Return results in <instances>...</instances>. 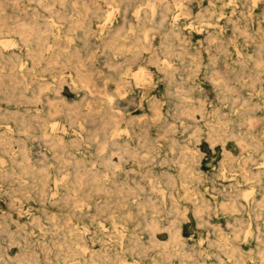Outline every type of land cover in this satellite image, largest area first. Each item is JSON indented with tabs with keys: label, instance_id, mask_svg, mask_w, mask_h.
Masks as SVG:
<instances>
[{
	"label": "rangeland",
	"instance_id": "obj_1",
	"mask_svg": "<svg viewBox=\"0 0 264 264\" xmlns=\"http://www.w3.org/2000/svg\"><path fill=\"white\" fill-rule=\"evenodd\" d=\"M22 1L23 11L12 6L6 7L7 12L12 17L10 22H12L13 27L22 24L20 21L23 23H30L36 17H38L39 20L41 19L40 21L56 20L57 23H55V26L60 29L59 32L62 37L58 39L55 38L51 32H47L48 47L41 49L36 43L27 46L21 39L19 33L12 32L3 35V40L10 42V46L8 49H5V52L19 51L20 56H11L6 59V62H0V71L2 73L6 72L12 68V63H14L15 65H13V68H15L16 72L18 71L19 74L21 72V64H23L28 70H39V74H41L40 79L46 82V86L41 93H39L38 84L34 82L29 83L27 87L22 86L16 89L12 86L13 83H8L7 90L13 96L7 99L0 94V113H6L9 117L12 116L9 122L16 130V137H18L17 124L21 125V120L23 121V119L27 122V127L30 132L38 137L29 138L25 134H21L20 136L23 141L21 143L14 142L11 145V154L16 153L15 157L21 160L20 149L22 145H25L29 149L30 163L33 164L34 168L39 169L42 165L48 168L49 173L52 175V180H50L46 188L51 198H58L60 192L62 194L64 191L56 188L54 180L70 177L73 169H61V160L55 157L56 155L58 156V153L54 154L42 138L43 132L40 124V122L43 123L46 120L48 125L51 122H56L58 128L56 132L64 136L67 150L69 151V158L73 156L84 158L88 165L91 161H95L96 166L94 167L98 168L96 171L97 174H103L109 171L112 175V179L116 180L118 184L127 182L129 186L135 188L134 194L129 196L124 203H119L120 200H118L116 204L97 205L98 203L104 202L106 197L102 194L95 195L92 198L91 205H83L84 212H87V214L81 217V213H74V205L66 203L54 204L49 201H46L44 204L34 193H32V198L23 196V188L19 185L21 182L25 184L31 183V178L24 174V171H22L18 164L13 163L9 154L0 153L6 165L10 166V170L17 173L18 178L24 176L23 179H17L16 176L3 183L9 190H16L12 198L9 194H0V222L2 224L7 223L8 229L14 232L21 231L22 236L24 234L22 230L28 232L26 240L23 239L24 237L21 238L19 236L23 242V249L36 251L39 264H96L90 259L89 252L86 254L85 259L84 257L71 256L64 261L60 256L61 254L58 253V250L53 247L54 243L63 240V235L57 233V227L52 225V220L46 219L47 215H55L59 220H62V218L67 215L74 216L75 214L73 220L77 223V229L81 231L88 230V232L83 236L68 234V239L66 241H68L73 248H78L76 244L84 241L88 244L90 249L98 252L102 251L103 242L106 241L111 249V255L115 256L114 248H118L119 250L122 248V245H120V237L113 234L103 235L104 232H114V227L109 218L110 212L115 211L118 215H125L128 211H131L133 212L132 220L124 219L122 222L126 225L125 227L127 230L136 233L139 242L145 245L146 248L145 251L140 250V252L134 253L133 255L129 252H125L130 262H134V259H139L140 264H155L156 261L162 260H164L163 264H180V259L178 257L172 259L164 257L163 259V255H161L164 246L172 243L170 227L171 222L175 220L178 222L177 227L180 228L179 242L182 244L173 248L176 249L181 247L183 248V252L191 254V257H188L186 260L188 264H234V259L227 255L228 249L223 246L224 244L238 246L244 255L246 264H264L260 257V255L264 254L263 251L260 252L261 249H264V245L260 244L255 236H245L243 233L238 237L235 235L236 226H238L239 229L247 230L249 222L252 223L251 227L254 231L259 227L264 233V206L257 205L263 199L264 193V156L261 155V151L243 152L235 139H227L226 136L224 137L226 140L224 146L221 142L212 146L211 142L208 140L206 132L208 130V125L205 122L209 118L213 119V116L219 113L225 119L230 120L228 128H226L229 133L234 132L249 136L248 133L251 132L259 136L264 146V136L262 135L264 130V95L259 96L258 92L250 91L247 86H243L240 87L236 93H233L229 99H224V94L213 80V77L217 75H222L226 78L234 77V68L237 67L236 61L238 59L235 49L236 45L246 53H254L257 48L253 43L246 42L243 38L236 40V43L230 42V40L235 38V33L232 23L228 22L227 19L231 16L241 17L242 11L244 10L242 3H247V1L235 0L241 3V6L234 11L233 7L235 6V2L230 0H181L182 2L180 3L182 6H180V3L176 4V0H163L165 3L168 2L171 4V9L167 12L166 17L162 19L160 15H156L153 19L154 21L148 22L145 26L151 35L150 50L140 48L142 41L136 40V36H142L140 28L135 27V33H133L131 26L136 23V10L140 9V7L145 8L149 1L151 2L154 0H115L116 2L112 0H76L79 3L78 11L83 9L82 5L85 3L91 8L100 6L104 12H100L102 17L98 20L92 16L93 10H91L89 17L92 21V33L86 37L82 29L74 30L70 33V37L73 38L72 41H68L66 37L67 32H64L67 28L66 23L58 22L57 16H52L51 13L47 9L42 8L36 0ZM50 1L64 14L73 16L71 19L77 18V11L74 9L71 0H67L68 3L65 6L61 5L59 0ZM13 2L14 0H11V3ZM188 8L190 10H188ZM108 10L111 12L113 11L110 19L111 21L109 20L111 23L113 22V24L108 21L105 24L106 28H103V23H105L103 22V18L106 15L105 12ZM221 13L223 14L220 16ZM217 18H220V25H223L225 28L224 35L228 43L226 47H217V43L210 45L207 38L209 32L213 30V26H207L206 22L216 21ZM203 20L205 22H203ZM115 21L116 23H114ZM242 22L245 23L244 18ZM114 27L122 29L121 35L114 43L116 46H120L119 49H110L108 47L109 42L106 43L104 41V37H107V34L104 32ZM102 29L103 32H101ZM163 33L167 36L169 35L168 40L165 41V46L162 45ZM179 38H184L185 40H179ZM30 47L35 48L36 51L41 49V52L46 57L60 49L72 55V63L71 61L67 63L64 57L60 55L58 59L65 61L67 66H49L46 61L42 62L40 65H36V59L28 56L27 51ZM121 51L124 53H120ZM132 51L141 52V56L135 61L133 60ZM76 52L82 57V63L85 64V66L82 67L84 70H89L91 68L96 70L93 83L98 84V90L107 92L111 95L112 99L114 98L111 102L113 108L108 106L109 104L107 103L104 104L103 107H109L111 108L109 109L110 112L119 114L125 118V120H121L118 125L122 130L130 127L134 131L132 137H129L126 132H121L123 134L117 136V140L121 142L127 141L132 145L138 146V143L141 141L138 136L139 133H141V130L147 129L149 137L151 136V141L158 147L153 153L154 158L152 157L153 155L147 156L145 160L148 163L145 166L140 167L136 160L129 156L124 155V157L121 158V156L116 154L120 153L119 151L113 154V166L108 171L103 165L99 164L101 161L100 154L104 157L109 156L110 152L107 150L101 153L98 150V142L107 139V141L111 143L115 137L113 138V129L109 124L105 130V137L103 135L99 137H89V133L94 131L98 121H90L84 113L88 112L90 109L89 103L93 100L95 101L99 94L90 93L88 89L77 81L75 64H73V62L76 61L74 55ZM126 52L128 53L126 54ZM154 53H156L157 61L152 60L155 56ZM142 57L145 58L143 59ZM167 58L171 59L174 65L178 67V70H175L171 75L174 77V85L183 83L186 85L187 83L196 85L191 92L189 101L196 104L198 99L205 101L203 109L207 116L205 119L202 118L199 112L195 113V118L197 120L185 118L178 114L183 107L182 97L177 95L175 89H173V85L169 84V81H167V74L160 71L157 66V62L161 64ZM247 60H249V66L246 73V80H249L248 76L253 71L249 70V68L253 69V63L249 58H247ZM197 63H199L200 66L197 68V71H194ZM143 65L148 72L146 79L135 80L134 73ZM53 67L59 69L58 72H52L50 68ZM129 68L132 70L130 71L131 73L129 71L127 73L126 71L129 70ZM188 77L191 79L187 81ZM104 78H108V80H104ZM122 79L129 80L130 83L123 85V89L121 88V90L118 91L116 82ZM60 83L62 86L58 93L55 91V88L57 84ZM259 88L264 90V80L260 82ZM153 99L161 101L158 108L162 116L161 114L156 116V112L151 105V100ZM243 99H251V104L259 102L261 106L257 109H250V107L244 108L242 106ZM50 104L57 105V107L62 109V112L52 117L49 116ZM243 114L244 116L251 115L253 117H258L260 119V124L255 129L248 128L247 125L242 124L241 119ZM156 118L158 119L155 120ZM82 124L85 127L84 129H86L85 131L81 129ZM195 124L203 129L198 142L192 139V134L195 131ZM0 126H2V124H0ZM77 140H82L79 147L75 145ZM110 148L115 147L110 146ZM72 152L75 154L70 155ZM251 154L253 159L248 161V166L253 172L258 173L261 171L262 178L260 183L253 180H246L242 177L241 172L236 171V167L241 161L245 160ZM61 156L63 155L61 154L60 157ZM129 162L132 163L130 164ZM182 164L189 168L186 175L181 171ZM224 164L228 166L226 176H222ZM145 170H149L154 177L160 179L161 186L166 188V192L171 190L176 197L177 203H172L169 198L165 202H161L160 193L151 190L148 179L142 176L141 171L143 172ZM168 176H172L176 180V185L172 188L167 187L165 184ZM186 177L192 179V182L189 183L188 186L201 196L200 199L203 198L204 200V203L200 202L199 204L207 205V207H203L204 213L202 214V218L195 212L198 206H195V203L187 198L185 188L182 185ZM138 185L139 187H137ZM252 190L253 193L250 198L258 200L257 203L248 201L243 197L244 193ZM56 191H58L59 194H55ZM189 193H192L191 190H189ZM120 195L122 197L126 194ZM148 197H157L156 200L160 203V205H158L159 209H162L161 214L154 215L151 214L153 211L152 208H146V212L148 213L147 219L156 217L157 221H160L157 229L146 227L144 213L139 212L141 205L137 204L138 200H143ZM234 200L240 208L236 213L224 208V205L229 206ZM173 205H178L181 211H185V216L178 215L175 209H173ZM38 206L41 207L39 208ZM98 208L106 210L107 212L100 214ZM189 208L192 210L189 211ZM9 209L11 212H9ZM26 211L28 213H26ZM43 214L46 216H43ZM34 216H40L42 218V227L35 224L36 221L33 218ZM100 222H103L102 226ZM103 226H105V228ZM29 232L32 234L30 235ZM261 237L264 239V234H262ZM0 240L2 244L8 246L5 235L0 234ZM43 243H46L51 250L45 251L43 249ZM221 245L223 247H221ZM8 248L9 257L6 264H17L15 260L17 256L22 253V248L17 245L9 246ZM169 251L172 253L171 249H169ZM229 258L232 260H228ZM98 264L102 263L99 262Z\"/></svg>",
	"mask_w": 264,
	"mask_h": 264
},
{
	"label": "bare ground",
	"instance_id": "obj_2",
	"mask_svg": "<svg viewBox=\"0 0 264 264\" xmlns=\"http://www.w3.org/2000/svg\"><path fill=\"white\" fill-rule=\"evenodd\" d=\"M36 1L38 2V4L42 8L47 9L51 13L52 16H54V15L57 16L58 22L67 24V28L64 30V32H67L66 37H67L68 41L73 40V38L70 37V33H72L74 30L82 29V31L86 37H88L92 33V31H93V29L91 28V22L92 21H91V18L89 17L91 10H93L92 16L98 20H100V18L102 17L100 12H104L100 8V6H95L94 8H91L88 4H85V3L82 5L83 9L78 11L79 3L76 0H71V3L73 4L74 9L77 11V13H76L77 18L71 19L73 16L64 14L60 9L56 8L55 4L52 3L50 0H36ZM112 1L116 2L115 0H112ZM230 1L235 2V6L233 7L234 11H236L238 9V7L241 6V3L236 2L235 0H230ZM246 1H247V3H242L243 9H244L242 11V16H241L242 18L231 16L230 18L227 19L228 22L232 23L234 33H235V38L230 40V42L236 43L235 42L236 40H238L239 38H243L246 42L253 43L257 48L254 51V53H250V52L246 53V52H243L236 45L235 49H236V53L238 55V59L236 61L237 67L234 68V72H235L234 77L233 78H231V77L226 78L222 75H217V76L213 77V80L215 81L216 86L218 88H220L221 92L224 94L223 95L224 99H229V97L233 93H236L238 91V89L240 87H243V86H247L250 89V91L258 92L259 96L264 95V93H263L264 90H262V88H259L260 82L262 80H264V77H263V75H264V0H246ZM27 2H29V1H27ZM180 2H182V1L181 0L175 1L176 4H179ZM59 3L63 6H65L68 3V1L67 0H59ZM22 4H23L22 0H14L13 3H11V0L0 1V62H3V61L6 62V59L10 58L11 56H16V57L20 56L19 51H12L9 53L5 52V49H8V47L10 46L9 41L3 40L4 39L3 35H5V34H9L12 32L19 33V35L21 36V39L26 43L27 46H29L32 43H36L37 46L40 47L41 49L48 47V45H47V43H48L47 32H49V33L51 32L55 36V38L59 39L62 37L61 33L59 32L60 29L55 26V23H57L56 20L40 21L41 19L39 20V18L36 17L30 23H25V22L23 23L22 21H20L22 24L18 23L19 25L17 27H13L12 22H10V19L12 17L7 12L6 7L12 6L14 8H18V9H21V11H23V5ZM170 5H171L170 3H168V2L165 3L163 0H154L151 2L149 1V3L146 4L145 8L140 7V9L136 10V12H135L136 23H134L131 26V30L133 33H135L134 32L135 27L140 28V32L142 33V36H140V35L136 36V40L142 41V45L140 46V48L150 50V48H151L150 47V43H151L150 36L151 35L145 26L148 22L154 21L153 19L156 15H160L162 17V19H164L166 17L167 12L171 9ZM180 6H182L181 3H180ZM176 9H177V7H176ZM188 10H190V9L188 8ZM112 12L109 10L105 12L106 15L103 18L104 19L103 22H105V23L102 22L103 28H106L105 24L111 19ZM21 14H22V12H21ZM222 14L223 13H221L220 16ZM31 16H32V14H31ZM174 17H175V15H174ZM243 18L245 19V23L242 22ZM203 22H205V21L203 20ZM114 23H116V21ZM206 23H207V26L209 25V27L213 26V30L209 32L208 37H207L208 41L210 42V45L217 43L218 44L217 47L218 46L226 47L228 45V43H227L225 35H224L225 34V28L223 25H220V18H217L216 21H207ZM111 24H113V22ZM121 30H122L121 28L114 27V28H109L107 31L104 32L105 34H107V37H104V41L106 43L109 42L108 47L110 49L111 48L112 49H119L120 48V46H116V44H114V43H115L116 39L121 35V32H122ZM95 32H97V31H95ZM101 32H103V29ZM168 36L166 34H164L163 40H162L163 46H165V44H166L165 41L168 40ZM123 40H125V39H123ZM179 40L184 41L185 39L179 38ZM148 42H149V44H148ZM11 49H12V47H11ZM41 49L36 51L35 48L30 47L27 51L28 56H30L33 59H36L35 60L36 65H40V64H42V62L46 61L49 66L50 65L51 66H53V65L67 66V63H69L71 61L72 55L70 53H66V52L58 49V50H56L55 53H52L46 57L41 52ZM199 49H200V47H199ZM136 50H139V49H136ZM201 51H202V49H201ZM202 52L204 53V51H202ZM21 53H23V52H21ZM120 53H124V52L121 51ZM127 53L128 52H126V54ZM132 53H133V60L134 61L137 60L141 56L140 51H132ZM154 54H155V56L153 57L152 60L157 61L156 60V57H157L156 53H154ZM60 55L64 57V59L67 62L66 64H65V61H61L58 59V57ZM74 55H75L76 61L73 62V64H75V71L77 73V81L80 82L83 87L88 89V91L90 93H92V94L98 93L99 94V96H97V99L95 101L93 100L92 102L89 103L90 109L88 110V112L84 113L85 116L90 119V121H92V122L98 121V123L96 124V127L94 128V131L89 133V137H99L102 135L105 137L106 136L105 130H106L108 124L112 126L111 128L113 129V131H112L113 138L115 137L113 139V141H111V143H109L107 141V139L106 140L103 139V141L98 142V150L101 153H103L107 150L110 152L109 156L103 157L102 154H100V160L101 161L99 164L103 165L105 167V169L108 171L113 166V161H112L113 160L112 159L113 154H115L116 152L119 151L120 153H116V154L121 156V158H123L124 155H126V156H129L130 158H133L134 160H136V162L139 164L140 167L145 166L148 163L145 160L147 158V156L153 155L152 157L154 158L153 153L158 148L151 141V138H150L151 136L149 137L147 129L141 130V133H139L138 136L141 139V141L138 143V146L132 145V144L128 143L127 141L121 142V141L117 140L116 137L120 136V134H123L121 132H126L129 135V137H132L134 135V131L130 127L122 130L118 126L120 121L125 120V118L119 114L110 112L109 109H111V108H109V107L104 108L103 107V105L107 103V104H109L108 106L113 108V106L111 105V102L113 101L114 98L112 99L111 95H109L107 92H102V91L98 90V84L93 83L94 73H96V70L94 68H91L89 70H84L82 67L85 66V64L82 63V57L80 56V54L78 52H76ZM150 55H151V53H150ZM152 55H153V53H152ZM247 58L252 60L251 62L253 63V69L249 68V70H253L250 73V75L248 76L249 80H246V78H247L246 73H247V69L249 66V60H247ZM12 62H14V61H12ZM71 63H72V61H71ZM13 65H15V64L12 63V68H10L9 70H7L4 73H2L0 71V94L4 98L8 99L11 96H13L7 90L8 83H13L12 86L14 87V89H16V88H20L22 86L27 87L29 83L35 82L39 86V93L42 92V90L46 86V82L44 80L40 79L41 74H39V70L38 71L37 70L31 71L30 69L28 70L27 67L25 68V66L23 64H21V72L22 73L20 72L18 74V71L16 72L15 68H13ZM49 66H48V68H49ZM157 66L159 67L160 71L167 74V81H169V84L173 85V89H175L177 95H180L182 97V103H183L182 106L183 107L180 110V113H178V114H180L181 116H183L185 118H192L193 120H197L195 118V113L199 112V113H201L202 118L205 119L207 117L203 111L205 101L202 99H198L197 104L191 103L189 101V99L191 98V92L196 87V85H193V84L190 85L189 83H187V85L184 83L174 85L173 84L174 83L173 82L174 77L171 75L173 74V72L175 70H178V67H176L174 65V63L171 61V59H169V58H167L161 64H159L157 62ZM199 66H200V64L197 63L196 69H194V71H197V68ZM0 68H1V66H0ZM50 70L52 72L53 71L58 72L59 69H56L55 67H53V68H50ZM126 71L128 73V71L130 72L132 70H131V68H129V70H126ZM147 75H148L147 69L143 65V66H140V68L134 73V78H135V80H142V79L145 80ZM189 79H191V78L188 77L187 81ZM104 80H108V78H104ZM127 83H130V82H129V80H125V79H122L119 82H116L118 91H120L122 86L127 84ZM61 86H62L61 83L57 84L55 91L59 93V89ZM67 86H68V84H67ZM137 86H139V85H137ZM120 98H122V97H120ZM236 98H237V96H236ZM251 98H253V97H251ZM160 103H161V101L158 99L151 100V105H152L154 111L156 112V116H159L161 114L159 111V108H158V105ZM242 106L244 108L250 107V109H253V108L257 109L261 106V104L259 102H255V103L251 104V99L250 100L243 99ZM7 109H8V107H7ZM61 112H62V109L57 107V105L50 104V110L48 112L49 116L52 117L54 115L60 114ZM36 113H38V112H36ZM161 116H162V114H161ZM11 117L7 116L6 113H0V124H2V126H0V153L9 154L11 156L10 158L13 161V163L18 164L19 167L22 169V171H24V174L31 178V180H32L31 183L25 184V183L21 182L19 185L21 188H23V196H25L26 198H30V197L32 198V193H34L37 195L38 199L44 204L46 203V201H49V202L54 203V204L66 203V204L74 205V210H75L74 213L75 212L81 213V217H82V216H85L87 214V212H84L83 205H91L92 198L97 194L98 195L102 194L106 197V200L104 202L98 203L97 205L116 204L118 200H120L119 203H124L129 198V196L134 194V190H135L134 187L129 186L127 182H125V183L123 182L121 184H118V182L116 180L112 179V175L109 171L105 172L103 174H97L96 171L98 170V168L94 167V166H96L95 161H91V163L88 165L86 159H84V158H80V157H76V156L69 158L68 157L69 151L67 150L66 140L64 139L63 135L56 132V130L58 129L57 123L51 122L48 125V122H46L47 121L46 120L43 123L40 122V124L42 126L41 127L42 132H43L42 138H43L44 142L50 147V149L53 151L54 154L58 153V156L56 155L55 157L61 160V162H60L61 169L62 168H65L66 170L71 169V168L73 169L70 177L63 178L61 180H57L55 178L56 180H54V182L56 184V188L62 189L64 192L62 194L60 192V194H59V192L56 191L55 194H59L58 198H54V199L51 198L49 196L48 190L46 188L47 184L50 182V180H52V175L49 173L48 168L45 165H42L39 169H35L33 164L30 163L29 149L25 145L24 146L22 145V147L20 149L21 160L17 159L15 157L16 153L11 154V151H12L11 145L14 142L21 143L23 141V139L20 136L21 134H25L29 138L30 137H37L36 135H34L33 133L30 132V130L27 127L28 124L24 119H23V121L21 120V125L17 124L18 137H16V135H15L16 130L14 129V127L9 122V119H11ZM157 119L158 118H156L155 120H157ZM241 121H242L243 125L244 124L247 125L248 128H250V129H255L260 124V119L258 117H253L251 115H245L244 116V114H243ZM205 122L208 125V130L207 131L205 130V131L207 132L208 140L211 142L212 146L217 144L218 142H221L224 146L225 142H226L224 137L226 136L227 139L228 138L235 139L237 144L239 145V147L243 150V152H245V151L260 152L261 151L260 152L261 155L264 156V146H263L262 140L259 138V136L254 135L251 132L248 133L249 136H246L244 134L234 133V132L229 133L228 130H226V128H228L230 120L225 119L224 117H222L221 114L217 113L213 116V119L209 118ZM182 125H183V123H182ZM81 126H82L81 127L82 131H85L86 129H84L85 127L83 126V124ZM239 127H240V125H239ZM202 132H203V129L201 127H199V125H196L195 131L192 134V139H194L198 142L200 137H201ZM262 135L264 136V130H263ZM81 141L82 140H77V142H75L76 147H79L81 145ZM110 146L115 147V148H110ZM76 149H79V148H76ZM171 152H172V150H171ZM61 154L63 156L60 157ZM74 154L75 153H73V152L70 153V155H74ZM252 159H253V157L251 154L245 160L241 161V163L236 167V171L241 172V175L244 179L253 180V181H256L257 183H260L261 178H262V174L260 173L261 171H259L258 173L253 172L248 166V161L252 160ZM263 165H264V163H263ZM50 167H51V165H50ZM90 167H92V168H90ZM130 168H132V167H130ZM146 168H148V167H146ZM10 169H11L10 166L6 165L4 158H2L0 156V194L6 193V194H9V196L12 198L13 193L16 190L15 189L9 190L3 184L6 180H8L10 178H14L17 176V173L13 172ZM162 170H164V169H162ZM158 171H160V170H158ZM181 171L184 172V174L186 175L187 171H189V168L182 164L181 165ZM226 171H228V166H225V164H224L222 176L227 175ZM141 174H142V176H144L145 178L148 179L151 190H154V191L160 193L161 202H165L169 198V199H171L172 203H177L176 197L173 195L171 190L169 192H166V188L161 186V182H160L159 178L154 177L153 174L149 170H145L143 172L141 171ZM192 175H193V173H192ZM23 177L18 178V176H17L16 178L17 179H23ZM191 182H192V179L186 177V178H184L182 185L185 188L187 198L192 200V202L195 203V206H198V208L195 210L196 214L200 218H202V214L204 213L203 207H207V205L206 204H199L200 202L204 203V200H203V198L200 199L201 196H199L197 192H194L191 189V187L188 186V184ZM165 184L167 185V187L172 188L176 185V180L172 176H168L166 178ZM137 187H139V185ZM49 188H50V186H49ZM189 190H191V192H192L191 194L189 193ZM252 193H253V190L246 192L243 194V197L246 198V200H248V201H252L253 203H257L258 200L254 199V198L253 199L250 198ZM120 194H126V195H123L121 197ZM156 198L157 197H148V198L143 199V200H138V202H137L138 205H141L140 206L141 209L139 208V212L144 213V218H146V227L148 226V227L153 228V229L158 228V224L160 221L158 222L156 217H154L152 219H147L148 213L146 212V208L149 207V208L153 209L151 214H154V215L155 214H157V215L161 214L162 209L161 210L159 209L158 205H160V203L157 202ZM257 205L264 206V193H263V199ZM38 207L40 208L41 206H38ZM57 207H59V206H57ZM224 208L230 210L233 213H236L240 210V208L236 204L235 200L229 206L224 205ZM173 209H175V211L178 215H182V216L184 215L185 216V211H181L179 209L178 205H173ZM18 210H20V209H18ZM98 210H100V214L107 212L106 210H102L101 208H98ZM191 210L189 208V211H191ZM9 212H11V210ZM61 212H63V211H61ZM26 213H28V212L26 211ZM20 216H22V215H20ZM43 216H46V215L43 214ZM257 216H258V214H257ZM74 217H75V214H74V216L73 215H67V216L63 217L62 220H59L58 217H56L55 215H47V218H46V219L52 220V222H53L52 225L56 226L58 229L57 233L59 235H63V240H60V241L54 243L53 247H55L58 250V253L61 254L60 256L64 259V261H66V259L68 257H71V256L84 257V259H85L86 254L89 252L90 253V259L96 264H98L99 262L102 264H140L139 259H134V262H130V260H128V255H126V253H125V252H129V253H131V255H133L134 253L140 252V250L145 251V248H146L145 245H143L142 243L139 242L136 233L134 231L127 230L125 227L126 225L124 224V222H122V220H124V219L132 220L133 212L128 211L125 215H118L115 211L110 212L109 218H110L111 224L114 227V232H108V233L104 232L103 235L105 236V235H112L113 234V235H117L120 237V239H121L120 245H122V248H121L122 251L119 250L118 248H114L115 256L111 255V253H110L111 249H110L109 245L106 243V241L103 242L102 251H99V252L90 249L88 244L84 241L76 244V245H78L77 246L78 248H73L71 246V244L68 241H66L68 239L67 235L68 234H71V235L77 234V235L83 236L85 233L88 232V230L81 231V230L77 229V223L74 222V220H73ZM33 218L36 221L35 224L38 225L39 227H42L41 226L42 218L40 216H34ZM100 223L102 226L103 222H100ZM177 223L178 222H176L175 220L171 222L170 234H171L172 243L168 244V245L166 244V246H164V249L161 251V255H163L162 256L163 259H164V257H167L168 259L178 257L180 259V264H188V262L186 260L188 257H191V254H187V253L183 252V248H181V247L176 248V249L173 248L177 245L182 244L181 242H179L180 228L177 227ZM17 224H18V222H17ZM251 224H252L251 222L248 223L247 230L239 229V227L236 226L235 227V235L238 237L241 233H243L245 236H255L258 239V241L260 242V244L264 245V239H262V237H261V235L264 234L263 231L259 227L257 228L256 231H254L251 227ZM26 226H27V224H26ZM43 226H45V225H43ZM103 227L105 228V226H103ZM30 228H32V227H30ZM62 229H64V230H62ZM35 230H36V228H35ZM22 231L24 233L23 236H22L21 231L14 232V231L8 229L7 223L2 224L0 222V234L5 235L6 240H7L6 242H8V246H6V245L2 244V241L0 240V264H6L7 263L8 257H9V254H8L9 248L8 247L13 246V245H17V246L22 248V253L20 251L21 254L19 256H17V258L15 260L17 264H39V260L36 257V254H37L36 251H34V250L29 251L27 249H23V242L21 241V238L24 237L23 239L26 240V236L28 235V232L25 230H22ZM31 234L32 233H30V235ZM19 236L21 238H19ZM28 245H30V244H28ZM38 245H39V243H38ZM215 246H216V244H215ZM223 246H225L226 249H228L227 255L230 258L234 259V264H246V260L244 258V255L242 254V252L240 251V248L238 246L230 245V244H226V245L224 244ZM223 246L221 245V247H223ZM43 249L45 251L51 250V248H49L46 245V243H43ZM169 249H171L172 253L169 251ZM262 251L264 252V249L260 250V252H262ZM260 257H261L262 263H264V254L260 255ZM230 258L228 260L231 261L232 259H230ZM163 262H164V260L156 261L155 264H163Z\"/></svg>",
	"mask_w": 264,
	"mask_h": 264
}]
</instances>
